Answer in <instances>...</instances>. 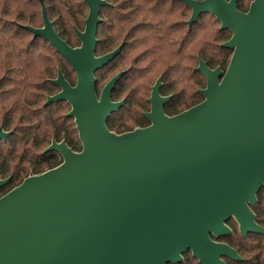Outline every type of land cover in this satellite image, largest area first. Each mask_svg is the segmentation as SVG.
<instances>
[{
    "label": "water",
    "instance_id": "1",
    "mask_svg": "<svg viewBox=\"0 0 264 264\" xmlns=\"http://www.w3.org/2000/svg\"><path fill=\"white\" fill-rule=\"evenodd\" d=\"M192 11L189 26L204 14L232 36L228 68L211 69L199 59L206 79L200 104L176 115L164 111L170 98L153 89L151 123L117 135L107 120L124 101H112L123 73L98 96L96 72L124 48L97 57L101 9L106 0H83L89 14L76 30L81 47L70 46L50 20L44 0L43 27L21 26L49 42L76 73L46 105L66 101L82 151L53 141L63 163L0 198V264H178L193 251L201 264L240 261L235 251L212 241L229 235L234 217L241 234H264L249 205L264 187V0L247 12L237 0H176ZM11 133L0 128V140ZM8 180L0 181V188Z\"/></svg>",
    "mask_w": 264,
    "mask_h": 264
},
{
    "label": "trees",
    "instance_id": "2",
    "mask_svg": "<svg viewBox=\"0 0 264 264\" xmlns=\"http://www.w3.org/2000/svg\"><path fill=\"white\" fill-rule=\"evenodd\" d=\"M106 1L110 5L101 9V15L105 11L109 12L107 18H111V21L109 27H106L104 20L99 26L100 43L97 46V55L102 56L114 49L119 33L141 17L143 25L148 27L143 29L146 32L145 39L150 45L147 53L152 54V63H155V67L160 65L164 77L169 80L164 94H176V103L169 104L166 113L176 115L201 103L203 98L198 90L190 92V88L192 84L205 88L204 79L201 76L196 79V75L200 74L196 70L187 71L186 76L182 74L178 82V85L186 83L185 90L179 91L178 85L172 82V75L180 71L177 65L182 54L173 51L168 53L169 46L178 44L176 35L180 31L170 21L174 14L170 8L178 4L189 8L176 0ZM246 1L238 0V7L242 12L249 10L250 6L246 7ZM252 1L250 0L251 3ZM44 3L48 16L62 39L72 47L80 46L76 30L84 31L88 11L83 0H44ZM205 17L215 18L204 14L189 28L190 39L187 47L199 43L202 46L199 57L208 67L226 70L233 51L222 47V44L229 41L232 34L227 30L217 29L213 32V37H208L212 27L210 24L201 26ZM216 23L220 24L217 20ZM21 26L43 27L40 0H0V125L6 131L15 130L6 143L0 144V179L12 176L10 183L0 188V198L19 186L30 174H41L61 164L56 154H41L52 140L66 141L74 151H82L75 124L66 116L70 106L65 102L44 106L46 96L59 91L50 81L57 77L58 70L62 71L71 84H75V73L49 42L41 38L35 39L32 33ZM115 28L117 34L114 32ZM203 30L207 33L206 38L199 34ZM131 31L135 33L136 29ZM108 33L114 34L109 37ZM145 53L142 56H146ZM173 57L177 60L169 62ZM103 73L102 71L100 75ZM115 97L118 98V94ZM132 100L128 99L124 112L132 111L135 105ZM108 126L113 128L111 122ZM254 211L258 214L259 222L264 225L260 205ZM247 247L245 252L253 253ZM263 253L255 254L254 262L249 261V264H264Z\"/></svg>",
    "mask_w": 264,
    "mask_h": 264
},
{
    "label": "rangeland",
    "instance_id": "3",
    "mask_svg": "<svg viewBox=\"0 0 264 264\" xmlns=\"http://www.w3.org/2000/svg\"><path fill=\"white\" fill-rule=\"evenodd\" d=\"M250 3H251L250 0H247L246 7H249ZM170 10L171 12L174 13L170 17V21L171 23L175 24L180 30L176 35L178 44L174 46L171 45L168 48V53L170 51H173V52H181L182 54V59L177 65L180 67V71L175 73L176 75H172V82L175 83V85H178L179 78L182 74L183 76L184 75L186 76L187 71L194 72L195 68L199 66L198 53L202 48V46L199 43H194L191 45V47H187V41L190 39L187 21L191 17V10L187 9L185 6L181 4L172 6ZM88 14H89V10L87 11L86 18ZM108 14L109 12L105 11L101 15V18L106 22V27H109L111 21V18L110 20H108L107 18ZM208 24H210L212 27V30L210 31L208 37H213L214 36L213 32H215V30L217 29H220L221 25L220 24L217 25L215 18L205 17L201 21V26L206 27ZM145 26L146 24L143 25L142 18L140 17L138 21H136L133 24H130V26L127 29H123L119 33L117 46L121 43V41L124 38H127L128 47L126 48L122 56L115 63H113L107 70L104 71L103 76L101 77V85L99 89L101 90L103 86L118 72L129 68L134 69L131 75L126 80L125 79L123 80L121 84V89L123 87V90L119 91L120 92L119 99H123L124 97L127 96H132L138 104L145 106V110H142L139 107H135L134 105L133 108L135 109L133 112V118L131 119V121H128V125L131 126L134 124L132 120H134L135 118L137 119L141 116V111L142 112L149 111L150 106L147 103V100L151 94V87L155 84L157 79H159L160 76L164 74L163 68L160 65H158V67H155V63H152L154 61L152 54L147 53V51L150 49L149 48L150 45L149 43H147L145 39L146 32L143 29L148 28ZM84 29H85V25L83 30ZM135 29H136L135 33L131 31ZM114 32H116V28ZM117 33L118 31L116 32V34ZM112 34L108 33V36L112 37L111 36ZM199 34L201 37L206 38L207 33H204V30L201 31ZM144 52H146L145 53L146 56H142ZM176 60L177 59L173 57L169 62H174ZM182 69L184 70V73ZM139 76H143V79L138 80ZM200 76L201 78L204 79V77L201 74L196 75V79H199ZM164 82L166 85L169 84V80L166 78ZM184 84L186 83L184 82ZM184 84L178 85L177 88L179 91L185 90ZM204 85L206 87L205 79H204ZM191 86L192 87L190 88V92L197 91L199 89L194 84H192Z\"/></svg>",
    "mask_w": 264,
    "mask_h": 264
},
{
    "label": "flooded vegetation",
    "instance_id": "4",
    "mask_svg": "<svg viewBox=\"0 0 264 264\" xmlns=\"http://www.w3.org/2000/svg\"><path fill=\"white\" fill-rule=\"evenodd\" d=\"M237 3H238V0H237ZM189 8V7H188ZM239 8V7H238ZM190 9V8H189ZM191 10V9H190ZM191 15H192V11H191ZM191 18V17H190ZM103 20V19H102ZM190 20V19H189ZM189 20L187 21V25H188V28H190L189 26ZM100 26V25H99ZM85 30V29H84ZM98 33H99V28H98ZM97 38L99 40V43H100V39H99V34L97 35ZM80 41V40H79ZM98 43V44H99ZM123 43H125V46L124 48L121 50L120 54L117 55L108 65H106L103 69L99 70L96 72V79H97V83H96V91H97V94L98 96L101 95V92L102 90L104 89V87L114 78L116 77L117 75L123 73L124 75L120 78V80L117 82L115 88L113 89L112 91V101L115 102V103H119V102H122L124 101V104L121 106V108L116 111V112H113L111 114V116L109 117V119L107 120L106 124H107V127L108 129L117 134V135H122V134H125V133H129V132H132L136 129H142V128H147L148 126L151 125V123L147 120L146 118V114L150 113L151 112V109H152V103L150 102V100L152 99L153 97V89L156 87L157 83H158V80L160 78H162V86L160 88V96L162 98H170V100L165 104L164 106V111L166 113V107L169 105V104H174L176 103V94L174 93H170V94H164V90H165V87H166V84L164 82L165 80V77H164V74H162L160 76L159 79H157V81L155 82V84L151 87V94H150V97L148 98L147 100V103L149 104L150 108H149V111H144L142 112L141 111V116L139 118H135L134 120H132L134 122V124L131 126V125H128V121H131V119L133 118V112H134V109L132 107V111H123L124 110V107H126L127 103H128V99L134 101L135 103V107H139L140 109L142 110H145V106L144 105H141V104H138L136 102V100H134V98L132 96H127V97H124L123 99H119L120 98V92L119 91H122L123 90V87L121 89V84L123 82V80L127 79L131 73L133 72V68H129V69H125V70H122L120 72H118L117 74H115L104 86L101 90L100 89V85H101V76L100 73L105 70H107L113 63H115L121 56L122 54L124 53V51L126 50V48L128 47V40L127 38H124L121 43L114 47V49H112L110 52L104 54V55H107L111 52H113L114 50H116L117 48H119ZM98 46V45H97ZM78 47H81V42H80V46ZM78 47H73V48H78ZM102 55V56H104ZM96 56L97 57H101L99 55H97V49H96ZM199 59H201L200 57H198V62H199ZM204 61V60H203ZM205 62V61H204ZM199 64V63H198ZM70 66V65H69ZM71 67V66H70ZM197 68V67H196ZM195 68V70H196ZM73 70V69H72ZM197 71V70H196ZM225 71V70H224ZM59 72H62L60 69L58 70V75H59ZM74 72V70H73ZM75 73V72H74ZM200 73V72H199ZM201 74V73H200ZM58 75L55 79H52L50 80L51 83L53 80H56L58 79ZM64 75V74H63ZM203 76V75H202ZM65 77V76H64ZM75 77H76V73H75ZM204 77V76H203ZM66 79V77H65ZM139 79H143V76H139L138 77V80ZM205 79V77H204ZM66 81L71 85V86H76L77 84V78L75 80V84H71L67 79ZM206 81V79H205ZM56 86V85H55ZM143 87V86H142ZM58 88V92L54 95H48L46 96V101L44 102V106H47L46 103L48 101V98L49 97H52V96H55L57 94H59L61 92V89L57 86ZM206 88V87H205ZM205 88H199L198 89V93L200 92V90H203ZM116 94H118V98H116ZM200 94V93H199ZM201 96V94H200ZM202 97V96H201ZM132 98V99H131ZM203 98V97H202ZM204 100V98H203ZM203 100L201 102H203ZM60 102H65L68 104V102L66 101H60ZM59 103V102H58ZM54 104V103H52ZM57 104V103H56ZM132 104V103H131ZM200 104V103H199ZM69 105V104H68ZM141 105V106H140ZM70 106V105H69ZM190 109V108H189ZM188 110V109H187ZM70 111H71V106H70ZM70 111L66 114V116L68 117V114L70 113ZM186 111V110H184ZM184 111H180V113L184 112ZM178 113V114H180ZM176 114V115H178ZM166 115L168 116H176V115H169L166 113ZM69 118V117H68ZM72 119V118H71ZM74 124H75V120L72 119ZM111 122V125L113 126V128L111 129L109 126H108V123ZM75 127H76V130H77V126L75 124ZM0 128H3L4 132L6 133H11V135L6 139V140H0V144H4L8 141L9 138H11L13 136V134L15 133V130H11V131H6L3 127V125L1 124L0 125ZM77 133H78V130H77ZM78 137H79V133H78ZM80 140V139H79ZM53 141H56L55 139L52 140L51 144L45 148L41 154L42 155H46V154H56L59 158V160H61V164L63 163V157L61 156V154L57 151H51V152H46V150L52 145ZM57 143H62V142H65L67 144L66 141H56ZM82 145V144H81ZM67 146L69 148H71L68 144ZM30 148V146H29ZM72 149V148H71ZM73 150V149H72ZM74 151V150H73ZM74 152H77V151H74ZM60 164V165H61ZM59 165V166H60ZM58 167V166H57ZM55 167V168H57ZM53 168V169H55ZM52 170V169H50ZM50 170H46L45 172L47 171H50ZM43 172V173H45ZM41 173V174H43ZM41 174H30L28 177L30 176H38V175H41ZM27 177V178H28ZM12 179V176L8 177L7 179H0V181H5V180H8V183H6L3 187H5L6 185H8L10 183ZM26 179V178H25ZM24 179V180H25ZM23 183V182H22ZM21 183V184H22ZM20 184V185H21ZM19 185V186H20ZM1 187V188H3ZM18 187V186H17ZM16 187V188H17ZM15 189V188H14ZM13 189V190H14ZM12 191V190H11ZM2 198V197H1ZM263 202H262V200ZM258 205H260L261 209H262V213L264 215V187L259 191V193L257 194V203L255 205H249L250 206V209L252 210L253 214L256 216V223L262 227L264 229V225H262L259 220H258V214L254 211V208L257 207ZM226 227L231 231V233L229 235H226V236H223V237H216L214 236L213 234H210V238L212 239L213 242L217 243V244H222V245H226L228 246L230 249H232L233 251H235L237 253V255L241 258L240 261L238 260H234V258L232 257H229V256H221L220 257V260L222 262H224L225 264H249V261L251 262H254L253 258H254V255L255 254H260V252H264V249H261L264 248V234H258V233H248L246 235V237H244L242 234H241V231H240V226L238 224V222L235 220L234 217H231L226 223H225ZM259 239V240H257ZM260 245V247H258V245ZM247 246H249V249H250V252L252 251L253 253H248L249 251L245 252V248H248ZM258 247V248H257ZM264 254V253H263ZM172 264V263H170ZM178 264H201L200 261L196 258H194L193 256V251L192 250H189L186 254L183 255V260L182 262L178 263Z\"/></svg>",
    "mask_w": 264,
    "mask_h": 264
}]
</instances>
